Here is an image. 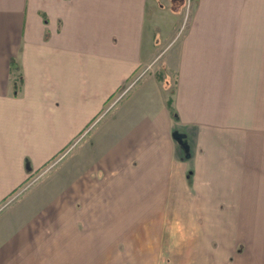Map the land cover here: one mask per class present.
I'll use <instances>...</instances> for the list:
<instances>
[{"label":"crops","instance_id":"0c3cea01","mask_svg":"<svg viewBox=\"0 0 264 264\" xmlns=\"http://www.w3.org/2000/svg\"><path fill=\"white\" fill-rule=\"evenodd\" d=\"M0 264H264V0H0Z\"/></svg>","mask_w":264,"mask_h":264},{"label":"rangeland","instance_id":"374dc122","mask_svg":"<svg viewBox=\"0 0 264 264\" xmlns=\"http://www.w3.org/2000/svg\"><path fill=\"white\" fill-rule=\"evenodd\" d=\"M187 15H188V10L186 12V16ZM163 60H164V58H161V56L157 57L152 64L154 68L157 67L156 72L157 73L160 72L161 73L160 76H163L165 73V69H163V67H165ZM130 82L131 81H129V83L127 82L128 84H126L125 87L121 88L120 90L117 91V93H115L114 95L111 96V98H110L109 102L107 103V105L105 106V108L91 122H89L85 126V128L83 129L81 134L76 139L73 140V143L71 145H69V147H67V149H65L63 151V155L65 154L63 156V159L68 154L74 152L77 148H84V147L86 149L88 148V154L87 155L89 157H91L92 155L98 156L97 145L101 142L104 143L106 140L103 139V141H102V139L100 137L98 138L97 135H96V137H94L95 136L94 134H97L99 132V130L101 129V126L105 127V125L107 124V122L109 120H112L111 122L114 121L115 115L117 113L116 109L118 108V106L123 102V100L127 96L129 89L131 87L130 85L134 84V83L130 84ZM91 152H93V154H91ZM55 161L56 160L53 159V161L49 165H47V168H45L42 171H40L39 173H37L33 179L29 180V182L26 183L21 188L20 192L26 190V188H28L30 185H32L30 187V189L27 191L28 194H36V192L39 194L44 193V190H43L44 185L47 182H49L50 179L52 178V175H51V173H49L50 171H48V170H49L50 166L55 164ZM132 163H133V165L137 166L139 162L136 158H133ZM103 175L104 174H102V172H101L100 182L103 181V177H104ZM190 187L192 188V186H190ZM132 189L133 190L137 189L140 191V189L138 187L132 188ZM117 191H119L118 187L116 189V192ZM104 192H105L104 187L100 186L98 193L104 194ZM144 199H145V197L142 198V200H144ZM131 206H132L131 207L132 210H134V209L140 210V209H142V207L145 206V204L143 202H139V203H135V204L132 203ZM193 206H195V204ZM165 209L170 210V211L173 210L175 212L178 211L179 213L180 212H187L188 210L189 211L191 210L189 208L187 201H185L184 203L179 202V204H178V202H177V204L176 203H170L169 207H167ZM170 213H172V212H170ZM181 221H183L184 223H187L189 220H179V219H175V218H170L167 220V224H166L167 226L165 225V227H172L173 224L178 225V223H180ZM171 236H172L171 234H167V235H164V238L169 239V238H171ZM168 253L170 255L168 256L167 252H165L163 258L170 260V258L172 257L171 253H173V251L171 249H168Z\"/></svg>","mask_w":264,"mask_h":264},{"label":"trees","instance_id":"16d2710c","mask_svg":"<svg viewBox=\"0 0 264 264\" xmlns=\"http://www.w3.org/2000/svg\"><path fill=\"white\" fill-rule=\"evenodd\" d=\"M172 101H171V99L169 100V102H168V105H169V107L172 109V103H171Z\"/></svg>","mask_w":264,"mask_h":264}]
</instances>
